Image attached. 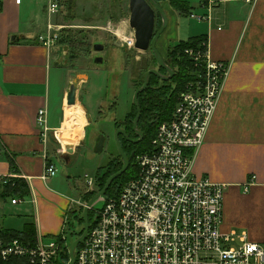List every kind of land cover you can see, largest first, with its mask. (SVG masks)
Wrapping results in <instances>:
<instances>
[{"label": "crops", "instance_id": "obj_1", "mask_svg": "<svg viewBox=\"0 0 264 264\" xmlns=\"http://www.w3.org/2000/svg\"><path fill=\"white\" fill-rule=\"evenodd\" d=\"M186 1L191 6L187 14L169 8L170 27L163 36L178 39L188 34V40L203 35L211 59L229 65L194 172L227 184L222 231L245 234L248 241L264 246V0H222L210 10L204 6L206 0ZM192 15L206 19L199 21ZM50 21L54 22L48 16L47 0L1 2L0 175L15 174L28 182L32 219L25 225L34 223L37 236L44 237L60 235L67 223L66 211L72 209L73 201L58 175L44 179L43 174L47 160L53 162L51 148L54 139L59 140V130L76 137L68 117L72 109H79L68 106L67 85L62 82L56 101L61 113L69 107L67 120L52 115V73L61 69L52 61L58 49L49 50L37 41ZM44 108L46 140L36 120ZM76 150L74 145L70 153ZM8 156L15 159L18 173L11 169ZM5 206L17 205L9 201Z\"/></svg>", "mask_w": 264, "mask_h": 264}, {"label": "built area", "instance_id": "obj_2", "mask_svg": "<svg viewBox=\"0 0 264 264\" xmlns=\"http://www.w3.org/2000/svg\"><path fill=\"white\" fill-rule=\"evenodd\" d=\"M219 1L206 0L204 6L210 10ZM60 8V0H47L50 19ZM191 17L206 19L204 15ZM62 28L50 21L37 41L49 50L57 49ZM131 35L127 44L135 48V34ZM186 53L202 64L197 80L180 94L171 120L159 126L152 148L136 157L138 176L123 185L118 197L98 198L104 201L101 209L90 206L95 221L75 264H264L263 245L248 241L245 234L221 229L227 184L194 172L196 154L206 139L229 65L211 59L208 49L189 48ZM47 114L45 108L40 109L36 118L45 140ZM57 173L56 164L47 160L43 178ZM18 177L0 175V212L9 201L25 203L23 197L4 196L5 188ZM89 185H94L93 180ZM80 205L86 208L88 203ZM5 231L0 226V264H65L59 258L61 242L55 237L37 236L33 244ZM60 235L67 241L65 230Z\"/></svg>", "mask_w": 264, "mask_h": 264}, {"label": "rangeland", "instance_id": "obj_3", "mask_svg": "<svg viewBox=\"0 0 264 264\" xmlns=\"http://www.w3.org/2000/svg\"><path fill=\"white\" fill-rule=\"evenodd\" d=\"M162 1L165 2V0ZM190 1L195 3V0ZM60 3V11L54 16L53 21L64 28L61 29L56 44L58 52L53 57L56 56L65 64L58 71L53 69L52 92L55 105L52 115L55 118L61 115L63 120L66 116L67 120L69 107L65 110L63 107L61 113L58 110L56 98L62 82L67 85L68 91L72 80L77 79L78 90L75 106L81 113L83 111L81 121L85 124L82 134L84 138L82 135L78 138L69 132L59 131L57 136L60 137L61 142L55 138V145L51 148L53 163L58 167L57 178L67 188L65 192L71 202L73 201L72 209L66 211L65 226L66 242L72 246L76 237L73 232L83 227L77 216L84 214V211L81 212L80 204L88 203L84 196L88 194L87 192L99 190L96 186L98 169L107 165L112 156H118L120 153L115 124L120 126L126 115L132 111L134 94L138 85L132 72V62H141L143 58L150 57L152 52L150 50L139 51L136 48H130L127 44V38H131V34L134 33L129 23V0H60ZM163 4L162 7L168 16L170 11L167 4L169 3ZM168 20V26L163 35L170 27L169 16ZM63 34L75 36V45L65 48L60 44L59 40ZM163 35L165 39L159 44V53L163 55L166 54L170 45L173 46L180 40H186L188 36V34H180L177 39L175 35L172 37ZM96 43H101L106 47L103 52L95 51ZM98 53L105 58L102 65L93 61V56ZM125 53H128L127 61ZM54 58L52 65L55 64L56 58ZM65 127L66 123L63 128ZM101 130L107 136V140L104 150L97 152L95 145ZM65 143L75 145L77 149L75 153L66 150ZM68 160L69 162H66ZM89 180H93L94 185H89ZM28 200L25 197V203L9 209L5 206L0 212V226L10 230H22L25 223L32 219V204ZM92 205L95 210L101 209L104 201L96 199ZM25 209H28V212ZM45 241L48 242V239Z\"/></svg>", "mask_w": 264, "mask_h": 264}, {"label": "trees", "instance_id": "obj_4", "mask_svg": "<svg viewBox=\"0 0 264 264\" xmlns=\"http://www.w3.org/2000/svg\"><path fill=\"white\" fill-rule=\"evenodd\" d=\"M161 6L163 3L168 2L169 8L178 11L181 14H187L191 6L186 0H165L162 3L155 0ZM169 16V15H168ZM162 19L157 20V30L162 26ZM162 37V36H161ZM161 37L157 43V49L160 51L159 44ZM59 43L64 47H71L75 45V36L72 34L61 36ZM199 46H201L199 48ZM189 48L201 49L202 52H206L208 49V39L205 36H195L188 40H180L175 45L169 46L166 54L162 57L169 67L173 70V75L168 80H162L159 76L155 74H150L148 78V87L138 95V103L141 108V118L138 123V131L143 134V139L140 142H129L126 138L121 137L120 143L124 153L127 155L129 160L128 169L118 178H116L110 185L106 198H116L118 197L123 185L136 178L139 174V168L135 163L136 157L140 154L148 152L152 148V142L157 135L159 126L167 121H170L176 105L179 101L180 94L187 89V86L197 80L198 72L201 71V63L197 64L194 59H192L186 50ZM133 74L135 79L138 81L136 88H140L144 84L145 74L150 69H157L162 74L169 76L165 68L161 67L157 62L154 54L150 57L143 58L141 62L132 63ZM138 109L133 105L132 111L126 116L124 121H122L120 126H127L130 135L134 136V131L132 130L134 121L137 117ZM140 138L139 135H135ZM10 167L13 172L18 173L19 169L15 159L8 156ZM124 166V160L119 154L118 156H112L108 161L107 165L100 167L98 169L96 186L98 191L87 192L84 197L89 202L98 192L102 191L106 185L108 179L119 172ZM30 193V187L28 182L21 177H18L13 184L8 185L4 190L5 197H26ZM81 212L84 208H81ZM80 224L83 226L81 230L73 232L76 235L75 240H77L85 230V223L83 215L77 216ZM89 221L91 227L95 221L94 213L89 210ZM5 233L14 238H20L26 242L33 243L36 241L37 232L34 223H27L23 230H6ZM58 241L61 242V250L59 253V258L65 264L70 262V249L71 246L67 244L66 241H62L61 235L53 236ZM81 243L76 249L75 255L82 246ZM25 258V257H18Z\"/></svg>", "mask_w": 264, "mask_h": 264}, {"label": "water", "instance_id": "obj_5", "mask_svg": "<svg viewBox=\"0 0 264 264\" xmlns=\"http://www.w3.org/2000/svg\"><path fill=\"white\" fill-rule=\"evenodd\" d=\"M129 9H130V17H129V23L131 28L134 29V34H135V48L139 51H151L159 65L163 68H165L168 72H170L169 76H166L159 72L156 69H150L146 74H145V79H144V84L140 88H138L135 92L134 95V104L138 108V115L135 119L134 122V129L136 130L137 134L140 136L139 139L134 140V142H140L143 139V134L138 131V123L141 118V108L138 103V95L144 91L148 87V78L150 74H155L159 76L162 80H168L172 77L173 75V70L171 67L168 66V64L164 61L163 57L159 53L157 49V43L160 39V37L163 35L166 27L168 26V16L163 7L157 3L155 0H130L129 1ZM157 13H159L162 18H163V25L161 26L160 29L156 31V17ZM95 50L96 51H102L104 50V45L101 43H96L95 44ZM66 48V47H65ZM97 63H103V57H100L96 60ZM63 61H57L55 63L56 66L63 67L64 66ZM77 90H78V80L73 79L72 82L69 85L68 89V94H67V104L68 105H75L77 103ZM124 131V130H123ZM119 133H116V139L119 145V150H120V155L124 160V166L123 168L117 172L116 174L112 175L108 181L106 182L105 187L103 188L102 191L98 192L89 202L88 206L84 210L83 218H84V223H85V230L82 236H80L75 242L72 244L71 249H70V264H75L76 262V249L78 246L85 240L89 228H90V221H89V208L92 205V203L102 197L105 196L111 183L121 176L129 167V160L127 155L124 153L120 139H119ZM105 141L106 137L105 135H102L100 137L99 142L97 143L96 146V151L97 152H102L105 147ZM71 152L74 151L73 148L69 149Z\"/></svg>", "mask_w": 264, "mask_h": 264}, {"label": "flooded vegetation", "instance_id": "obj_6", "mask_svg": "<svg viewBox=\"0 0 264 264\" xmlns=\"http://www.w3.org/2000/svg\"><path fill=\"white\" fill-rule=\"evenodd\" d=\"M130 1V0H129ZM158 1V0H157ZM158 2H160V3H162V1H158ZM130 10V9H129ZM162 19V22H163V18H162V16L159 14V13H157V17H156V24H157V20L158 19ZM162 25H163V23H162ZM156 31H157V27H156ZM95 46V45H94ZM106 47H104V49H105ZM94 49H95V47H94ZM96 51V50H95ZM98 52V51H97ZM99 52H103V50L102 51H99ZM66 55H68L67 53H65ZM126 54V56H125V60L127 61L129 58H128V53H125ZM153 54V53H152ZM100 57H103V63H97L96 62V60L98 59V58H100ZM93 61L95 62V63H97V64H99V65H102V64H104V61H105V58H104V56L102 55V54H100V53H98V54H96V55H94L93 56ZM132 63H134V62H132ZM88 75V74H87ZM89 76V75H88ZM138 89V88H137ZM136 89V90H137ZM136 92V91H135ZM135 95V94H134ZM133 105H135L134 103H132V108H133ZM136 106V105H135ZM110 108H111V106H110ZM138 109V108H137ZM130 113V112H129ZM128 113V114H129ZM127 114V115H128ZM126 115V116H127ZM138 115V114H137ZM126 118V117H125ZM135 122V121H134ZM115 127H116V131L117 132H120L119 133V139L121 140V137H124V138H126L129 142H132V143H134V140H137V139H139L138 137H136L135 135H138L137 134V132H136V130L134 129V124H133V128H132V130L134 131V136H132V134L130 135V131L128 132V127L127 126H119V125H117V124H115ZM100 130V129H99ZM98 130V131H99ZM124 130V131H123ZM100 137L102 136V135H105V133H103V131L101 130L100 131ZM100 137H99V139L97 140V142H96V145H95V149H96V146H97V143L99 142V140H100ZM105 137H106V140H107V136L105 135ZM105 143H106V141H105Z\"/></svg>", "mask_w": 264, "mask_h": 264}, {"label": "bare ground", "instance_id": "obj_7", "mask_svg": "<svg viewBox=\"0 0 264 264\" xmlns=\"http://www.w3.org/2000/svg\"><path fill=\"white\" fill-rule=\"evenodd\" d=\"M76 105V104H75ZM75 105H68L69 107H73ZM80 112L78 110L72 109L70 116L68 117V122L71 125V127L74 129L75 131V136L79 137L83 134V129L85 124H83V121H78L77 119H81L80 116ZM61 132V130H59ZM58 138L60 139V137L58 136ZM66 149L71 152L69 149L73 148L74 149V145L73 144H66L65 145ZM74 152V151H73ZM120 154V153H119ZM18 197V196H17ZM25 198V197H24ZM37 238V237H36Z\"/></svg>", "mask_w": 264, "mask_h": 264}]
</instances>
